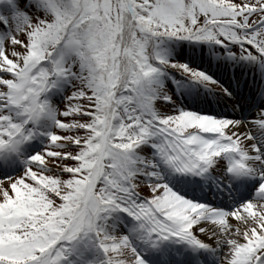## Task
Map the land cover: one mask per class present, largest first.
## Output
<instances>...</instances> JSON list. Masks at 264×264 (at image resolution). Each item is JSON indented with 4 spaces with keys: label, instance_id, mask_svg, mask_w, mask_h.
Segmentation results:
<instances>
[{
    "label": "snow or ice",
    "instance_id": "1",
    "mask_svg": "<svg viewBox=\"0 0 264 264\" xmlns=\"http://www.w3.org/2000/svg\"><path fill=\"white\" fill-rule=\"evenodd\" d=\"M0 264H264V0H0Z\"/></svg>",
    "mask_w": 264,
    "mask_h": 264
}]
</instances>
